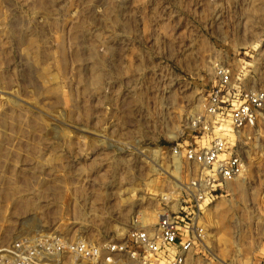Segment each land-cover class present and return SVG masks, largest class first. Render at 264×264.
Returning <instances> with one entry per match:
<instances>
[{
    "label": "rangeland",
    "instance_id": "obj_1",
    "mask_svg": "<svg viewBox=\"0 0 264 264\" xmlns=\"http://www.w3.org/2000/svg\"><path fill=\"white\" fill-rule=\"evenodd\" d=\"M217 67L264 90V0H0V264H109L166 214L205 264L263 258L264 114L246 176L202 199L172 156L218 134L199 123Z\"/></svg>",
    "mask_w": 264,
    "mask_h": 264
},
{
    "label": "built area",
    "instance_id": "obj_2",
    "mask_svg": "<svg viewBox=\"0 0 264 264\" xmlns=\"http://www.w3.org/2000/svg\"><path fill=\"white\" fill-rule=\"evenodd\" d=\"M217 75L218 83L207 96L205 115L200 118L204 123H199L205 125L203 134L215 130L218 134L206 145L187 140L171 148L174 159H183L197 169L190 185L199 199L246 176L248 166L239 150L241 133L253 128L264 114V90L233 88L230 71L222 67H217ZM195 240L190 225H183L179 216L166 214L157 224L135 228L125 241L108 245L106 260L109 264H205V254ZM258 248L252 245L243 251L237 247L233 258L215 254L214 260L219 264H264V257L255 258Z\"/></svg>",
    "mask_w": 264,
    "mask_h": 264
}]
</instances>
